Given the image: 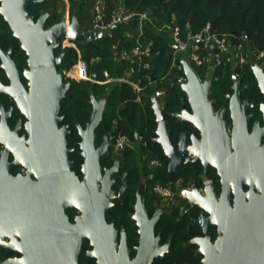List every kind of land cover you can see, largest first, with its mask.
Returning <instances> with one entry per match:
<instances>
[{"label": "water", "instance_id": "1", "mask_svg": "<svg viewBox=\"0 0 264 264\" xmlns=\"http://www.w3.org/2000/svg\"><path fill=\"white\" fill-rule=\"evenodd\" d=\"M45 0H0V15L10 27L13 37L20 42V48L27 55V67L23 75L27 86L21 81L18 63L12 57L11 48L7 51L0 48L1 67L10 81L3 86L0 81V92L5 91L13 98L16 106L25 116L27 133L18 136L22 120H18L16 128L10 136L12 140L0 133V142L14 154L13 163H7V151L2 150L0 162V244H4L8 235H20L25 256L15 260H7L3 264H78L83 238H89L94 247L87 254L95 258L97 264H151L155 258L163 257L169 251L170 240L158 244L160 236H155V224L159 211L149 218L145 206V198L139 195L135 209L137 225L140 230L137 256L131 260L130 250L124 237L117 247L118 231L107 221L108 209L114 204L113 199L122 201V192L127 185L126 176L121 188L112 189L116 182L113 177L121 168L116 159L112 166L102 168V156L111 154L113 146L110 133L102 136V143L97 146L96 131L101 124L107 106V97L97 100L92 96L93 109L86 127L79 125L80 152L84 158L81 166L83 178L73 169L75 162L69 158L73 148L68 145V135L72 133L69 124H64L61 114V102L67 96L70 81H65L59 66L68 63L65 51L56 54L60 40L68 38L75 43L94 42L103 36L104 30L82 28L77 16L67 17L49 27L45 23L49 13H42L36 19L31 12ZM104 0H100V10ZM134 13L140 14L137 7ZM121 14L119 15V17ZM98 24H101L99 21ZM174 26V25H172ZM113 27V26H112ZM209 33L213 30L210 28ZM176 49L177 47L174 46ZM117 57L120 56L118 44L115 46ZM184 79L174 77L187 95V103L174 113L175 118L184 126L192 123L198 132L190 135L181 133L178 141L172 139L173 131L165 120L163 107L158 97H152L156 136L153 143L162 146L167 158L169 178L174 179L179 166L200 162L204 172L212 167L221 177V181H231L238 173V168L248 158L264 157V147L259 143L264 138V126L255 121L252 130L248 124L253 120L246 109L252 106L247 100L240 99L241 88L235 83V91L229 95V111L231 127L228 128L226 108L215 111L214 99L209 98L212 80L202 79L188 59L181 61ZM252 71L261 93L264 94V66L252 64ZM234 75L233 79L236 80ZM1 105L0 130H9L7 116ZM264 117V103L261 106ZM16 142V144H13ZM117 153V150H115ZM26 168L25 174L12 175L9 169L13 165ZM205 194L197 188L187 192L185 209L194 206L203 212L193 223L204 227L207 232L210 226H218L221 235L211 244L208 237L198 238V254L203 256L204 264H264V194L251 197V202L239 203L238 189L235 190V210L229 203L230 193L218 196L210 181L204 183ZM249 194V193H248ZM73 207L81 212L72 223L64 212ZM243 207L248 208L244 213ZM231 215L226 226L224 215ZM15 238H12L14 241ZM62 240L64 251L53 254L51 243ZM16 241L7 244L14 245ZM56 242V241H55ZM14 249L17 248V244Z\"/></svg>", "mask_w": 264, "mask_h": 264}, {"label": "trees", "instance_id": "2", "mask_svg": "<svg viewBox=\"0 0 264 264\" xmlns=\"http://www.w3.org/2000/svg\"><path fill=\"white\" fill-rule=\"evenodd\" d=\"M97 2L98 0H71V15L78 17L85 30L93 29L96 15L93 13V7ZM137 7L141 9V12L147 13L148 17L142 19L141 15L136 13L128 21H119L110 29L104 30L103 36L98 40L76 43V45L81 50V56L89 68L90 75L96 80L104 79L105 70H108L112 77L125 74V70L132 65V62L122 57L123 51H131L138 39L147 45L150 52L145 56V60L150 67L141 68L132 75L133 81L144 86L141 101H136L138 93L127 83L98 84L84 80L77 82L64 74V80L70 81V88L67 96L61 102V114L65 115L64 124H69L72 130V133L67 137L68 145L73 148L69 158L75 162L74 170L82 178L81 166L84 158L79 155L81 138L78 127L79 125L83 128L86 127L90 119L93 109L92 96L97 100L106 96L107 106L101 124L96 131L97 146L102 143V136L105 133H110V136L120 132L127 133L134 142L137 140L135 134H140L143 139L140 140L138 150L127 147L120 156L111 150L109 156H103L101 163L109 166L114 158H121L124 168L129 169H127V179L138 181L141 174L137 157L139 159L141 153H146L147 165L144 171L148 174V178L151 174L154 176L155 182L150 187L152 188L157 182L167 185L166 182L169 181L167 158L162 146L159 143H153L157 121L151 94L155 92L156 85L153 86L151 83L155 79L158 78L160 81L157 83V87L165 89L162 96L163 114L165 120L168 121L169 129L173 131L171 136L173 141H177L181 133L190 135L192 132H196L198 134L192 123H186L183 126L174 116L181 105L188 104V101L182 86L173 80L175 75L184 76V71L178 72V68L173 65L174 58L175 63L178 64L181 63L182 57L180 54L174 53L172 25L182 30L185 39L189 33L202 32L207 25H210L215 34L229 33L231 43L242 39L248 49L261 50L264 49V0H104L103 9L99 12L102 14V21L106 23L112 20L117 10L134 13ZM63 9V0H45L35 7L31 15L38 19L42 13L48 12L49 17L45 27H49L62 19ZM141 30L143 34L140 36ZM19 44V40L13 37L10 27L0 15V48L5 51L11 48L12 57L22 66H26L27 55L21 50ZM117 44L120 52L118 57L115 49ZM55 51L56 54L65 51L68 66H59L58 69L61 73L64 68L77 62L78 52L73 47L62 49L59 46ZM251 57L253 58V56ZM252 58H250V64L243 68L233 65L209 68V66H199L191 60L189 62L202 79L211 78L209 98L216 100L220 106L225 102L226 93L232 91L234 75L243 85H248L250 94H260L258 82L252 71ZM171 71H173L172 76H167ZM156 158H160L164 162L163 166L157 167L155 170L149 169V162ZM188 166L189 170L182 169ZM199 167L201 166L197 162L179 166L176 177L184 178L185 182L194 180L197 178L194 176V172ZM109 214H107V218H109Z\"/></svg>", "mask_w": 264, "mask_h": 264}, {"label": "flooded vegetation", "instance_id": "3", "mask_svg": "<svg viewBox=\"0 0 264 264\" xmlns=\"http://www.w3.org/2000/svg\"><path fill=\"white\" fill-rule=\"evenodd\" d=\"M17 62V61H16ZM18 63V70L21 73V81L25 85L27 89L28 81L23 75L24 69L27 67L22 66L19 62ZM0 81L3 86H8L10 81L8 76L1 67V60H0ZM232 91L226 93L225 102L218 105V102L215 100L213 104L215 111L219 110L221 107L226 108L225 112V119L228 120V128L231 127V118H230V111H229V95L233 94L235 91V83L239 82L241 88L240 99H242V103L246 100L252 104L250 108L246 109L247 114L253 115V120H251L248 124L249 131L252 130V127L255 121L259 120L260 126H264V117L261 111V106L264 103V94H250L248 85L242 84L237 77L236 80L232 77ZM260 89V88H259ZM1 105L4 106V112L8 113L12 107L11 113L7 116V124L9 125V130L1 129L0 133L6 137L10 136L12 131L16 128L18 120H22V126L19 131V137L26 134V127L25 122L26 118L21 113V111L16 106L12 97H10L5 91L0 92V109ZM1 117V113H0ZM12 140L10 136L8 138ZM178 141V140H177ZM175 141V142H177ZM13 144H16L14 142ZM264 147V138L263 141L259 143L257 148L261 149ZM7 151L6 161L7 163H13L14 161V154L9 148L0 142V160L2 157V150ZM110 150H117L112 146ZM123 150H117V155L120 156ZM71 159V158H70ZM103 159V156H102ZM117 159V158H116ZM113 159L112 163L109 166H112L116 160ZM147 157L145 158V167L147 165ZM3 161V160H1ZM0 161V162H1ZM167 163V161H166ZM201 169L197 168L195 173L194 180H189L185 182L184 178L175 175L174 179L171 180L168 176L169 181L166 182V186L170 188L173 192L172 199L170 201H166L164 197L154 191V187L157 184H154L152 188L151 185L153 184L154 176L151 174L150 177H147V173H145L144 169L140 172L141 176L138 181H129L127 179L126 186L124 191L122 192V201L118 199H113L114 204L108 209L109 218L107 221L114 225V228L118 231V239H117V247L118 250L120 249V244L124 241L126 246L131 251L129 254V258L131 260L135 259L138 252L137 248L140 247V243L138 239L140 238L139 233V226L137 225V220L135 218L136 215V203L138 201L139 195H143L145 198V206L146 210H148L149 218H152L158 211L159 217L155 224V236H160L158 244H164L168 239L170 240V247L169 251L164 253L163 257L155 258L151 264H204L202 262L203 256L198 254L199 245L196 243L198 238L208 237L210 243H215L216 239L224 235L219 233L218 226L212 225L209 227L207 232H204V227L196 225L193 223L194 220L199 218V215L203 212L200 208L194 206L191 209L186 210L184 207L186 205L187 200L185 199L184 195L187 192L192 191L193 187L197 188L202 194H205L204 190V183L206 181H210L213 185V189L216 190L218 196L222 193L228 194L230 193L229 203L232 210H235V190L238 189V198L239 203L248 204L251 202V197L255 199L257 196H262L264 194V157L261 158H248L244 160L242 165L238 168V173L236 177L232 178V180L236 181L237 183L233 184L231 181L225 182L224 184L221 181V177L218 173L210 167L207 173L204 172L203 166L200 162ZM102 164V163H101ZM121 168L118 172L114 174L113 177L116 178V182L112 185L113 190H117L121 188L123 184V178L126 176L127 172H124L121 176L120 173L124 168V164L121 162ZM164 162L160 158L153 159L149 162L148 168L151 170H155L157 167L163 166ZM187 165V164H185ZM167 166V164H166ZM184 166V165H183ZM75 167V166H74ZM106 167L102 165V168ZM181 167V166H180ZM74 169V168H73ZM179 168H177L178 170ZM184 171L189 170L190 167L182 168ZM176 170V171H177ZM26 168L21 165H13L12 168L9 169L10 174H18L22 173L25 174ZM76 172V171H75ZM176 173V172H175ZM77 174V173H76ZM78 175V174H77ZM79 176V175H78ZM124 176V177H123ZM83 178V177H82ZM120 178V180H119ZM143 178V179H142ZM151 178V179H150ZM200 180V182H199ZM152 183V184H151ZM163 184L161 182H157ZM164 185V184H163ZM249 193V194H248ZM244 213L248 212V208L243 207ZM64 212L69 216V220L72 223L76 222V217L81 215V212L73 207H68L64 209ZM231 219L230 213L227 211L224 215V220L226 221V226L229 225ZM12 238H15V244L11 245L10 247L7 244H11ZM56 241V242H55ZM51 243L52 253L53 254H61L64 251V245L62 240H55ZM23 242V239L18 234L8 235L4 244H0V264H3L7 260H15L22 258L25 256V253L22 249H18L19 245ZM17 244V248L15 247ZM81 254L78 259V264H97L95 258H90L87 252L92 250L94 247L90 244L89 238H83V245L81 246ZM173 250V251H172ZM175 250V251H174Z\"/></svg>", "mask_w": 264, "mask_h": 264}, {"label": "built area", "instance_id": "4", "mask_svg": "<svg viewBox=\"0 0 264 264\" xmlns=\"http://www.w3.org/2000/svg\"><path fill=\"white\" fill-rule=\"evenodd\" d=\"M100 0L97 2V18L96 22L93 26V29H102L108 30L119 21H128L131 19L136 13H128L119 11L113 15V18L110 22L102 21V14H100ZM121 16L119 17V15ZM141 18H147V13L141 12ZM71 19L67 18L69 22ZM99 21L101 24H98ZM174 44L177 49L176 52L187 53L189 52V61L191 60L195 64L199 66H209V68L213 67H226V66H240L243 68L245 65L250 64V58H252V63H258L260 66H264V49L261 50H252L248 49L242 41V39L238 40L235 43H231L230 34H215L209 33L210 25H207L206 28L202 32L192 34L190 33L188 37L185 39L182 35V30L177 27H172ZM143 34L141 30L140 36ZM60 46L62 49L65 47H74L78 50L76 43L69 40L68 38H63L60 41ZM150 48L147 45H144L139 39L135 44V47L132 48L131 51H127L125 55L132 62V65L126 69L125 74L123 76L112 77L108 71H104V75L106 77L105 81L111 82H125L129 85H132L136 90L137 99L136 101H141V93L144 91V86L139 84L137 81H133L132 75L138 72L141 68H149V63L145 60V56L149 54ZM79 59L76 63L71 65L68 68H65L64 74L77 82L82 80H91L95 83H100L98 80L94 79L88 72V68L86 63L81 60V51L78 50ZM173 65L178 68V72L183 70L182 63H175V58ZM170 73V72H169ZM63 74V75H64ZM180 79H184L185 76L178 75ZM164 95L162 90H156L154 93V97H158L160 99ZM152 96V97H153ZM161 103V102H160ZM162 105V104H161ZM139 140H142V135H136ZM112 139L113 146L117 150H124L127 147H130L134 144L133 138H131L127 133L120 132L117 135L110 136ZM154 191L160 193L166 201H170L173 196V192L166 185L157 183L154 187Z\"/></svg>", "mask_w": 264, "mask_h": 264}, {"label": "rangeland", "instance_id": "5", "mask_svg": "<svg viewBox=\"0 0 264 264\" xmlns=\"http://www.w3.org/2000/svg\"><path fill=\"white\" fill-rule=\"evenodd\" d=\"M64 1V9H63V16H66L68 19H71L72 18V15H71V11H70V5H71V0H63ZM63 4L61 3V6H62ZM93 13H95L96 15H95V22H96V18H97V16H98V14H97V4L93 7ZM63 18V17H62ZM20 45V44H19ZM77 46V45H76ZM74 48V47H73ZM78 48V47H77ZM75 50H76V48H74ZM79 50V49H78ZM78 50H77V52H78ZM81 51V50H80ZM82 55V54H81ZM78 59H79V53H78ZM77 59V60H78ZM81 60H83L84 61V59L81 57ZM85 62V61H84ZM86 63V62H85ZM87 65V64H86ZM88 68V67H87ZM65 68L62 70V73L64 74V72H65ZM88 72H89V68H88ZM90 74V73H89ZM84 81H90V82H94V81H91V80H84ZM80 82H82V81H80ZM137 156H139V155H137ZM145 158H146V153H141L140 154V156H139V159H138V157H137V160H138V162L140 163V172L141 171H143V169H144V167H145ZM121 159V158H120ZM119 159V160H120ZM128 169V168H127ZM127 169H125V168H123V170L121 171V173H120V175L122 176L123 175V173L124 172H127ZM129 170V169H128ZM124 177V176H123ZM143 179V178H142ZM153 182H155L154 180H153ZM152 182V183H153ZM151 183V184H152Z\"/></svg>", "mask_w": 264, "mask_h": 264}, {"label": "crops", "instance_id": "6", "mask_svg": "<svg viewBox=\"0 0 264 264\" xmlns=\"http://www.w3.org/2000/svg\"><path fill=\"white\" fill-rule=\"evenodd\" d=\"M120 10H117L116 12H115V14L117 13V12H119ZM190 34V33H189ZM173 36V35H172ZM188 37V36H187ZM174 46H176L175 44H174V39H173V48H174V53L176 54L177 52H176V48L174 47ZM127 52V50H124L123 51V53H122V57L123 58H125V59H127L128 60V57L125 55V53ZM178 54H180V56L182 57V59H184V58H188L189 59V52H187V53H181V52H178L177 53V55ZM105 71H108V70H105ZM126 71V70H125ZM109 72V71H108ZM172 74H173V71H171V73H169L167 76H172ZM124 75V74H123ZM122 75V76H123ZM174 77H176V75L174 76ZM103 78L104 79H100V80H98L100 83H115V82H107V81H105L106 80V77H105V75L103 76ZM158 82H160L159 81V79L157 78V79H155L154 80V82H152L151 84H153V86H155V88H156V90H162V91H164L165 89H163V88H161V87H157V83ZM100 83H98V84H100ZM125 83V82H124ZM128 84V83H127ZM129 85V84H128ZM132 86V85H131ZM132 88H133V86H132ZM155 90V91H156ZM155 93V92H154ZM154 93H152L151 94V98H152V96L154 95ZM160 102H161V104H162V106H163V100H162V98L160 99ZM137 134H135V138L137 139L136 140V142H134V144L132 145V146H130L132 149H134V150H138V148L140 147V140L137 138V136H136Z\"/></svg>", "mask_w": 264, "mask_h": 264}]
</instances>
